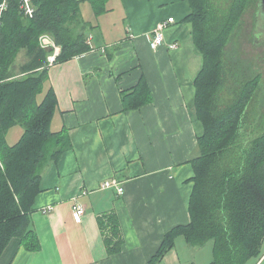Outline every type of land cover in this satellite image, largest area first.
<instances>
[{
	"label": "crops",
	"instance_id": "obj_1",
	"mask_svg": "<svg viewBox=\"0 0 264 264\" xmlns=\"http://www.w3.org/2000/svg\"><path fill=\"white\" fill-rule=\"evenodd\" d=\"M81 10L95 26L93 49L49 66L48 86L59 104L52 129H66L71 147L43 173L32 213L38 249L14 239L0 264H149L166 232L190 222L194 169L189 160L204 132L195 80L204 56L193 24L185 20L189 0H109L100 15L89 0H81ZM170 17L175 22L165 28L164 44L153 49V30ZM143 77L152 101L124 110L123 91ZM114 176L124 185L122 195L101 188ZM76 202L85 207L81 221L75 218ZM110 212L124 239L115 254L109 253L99 223ZM181 237L158 264L185 263L182 251L191 246ZM178 246H184L181 254Z\"/></svg>",
	"mask_w": 264,
	"mask_h": 264
},
{
	"label": "trees",
	"instance_id": "obj_2",
	"mask_svg": "<svg viewBox=\"0 0 264 264\" xmlns=\"http://www.w3.org/2000/svg\"><path fill=\"white\" fill-rule=\"evenodd\" d=\"M4 0H0V4ZM97 15L109 0H89ZM36 12L26 16L22 0H7L0 20V258L14 239L28 250L39 247L32 227L36 196L45 168L71 147L66 129L54 131L58 98L48 86L50 49L41 36L50 35L61 46L56 63L93 49L95 28L84 19L81 0H33ZM185 20L204 65L196 85V113L204 125L198 152L189 162L194 169L190 222L164 236L149 264H158L182 236L191 247L213 241L211 264H264V85L262 74H249L243 60L229 46L245 25L244 16L259 0H189ZM25 60L15 70L18 55ZM44 94L39 100V95ZM124 110L139 109L152 101L146 78L123 91ZM261 111H258V108ZM23 128L17 142L8 133ZM99 223L110 254L119 252L124 239L118 217L105 213Z\"/></svg>",
	"mask_w": 264,
	"mask_h": 264
},
{
	"label": "rangeland",
	"instance_id": "obj_3",
	"mask_svg": "<svg viewBox=\"0 0 264 264\" xmlns=\"http://www.w3.org/2000/svg\"><path fill=\"white\" fill-rule=\"evenodd\" d=\"M245 25L243 26L242 31L238 38H236L229 46L230 51H235V54L238 55L244 62L245 66L249 68V74H254L256 71L261 72L262 74V85H264V42L259 44H254L256 40L253 36L254 30V9L248 10L247 14L244 16ZM238 53V54H237ZM25 52L21 51L18 55L17 62L15 64V70L18 72L20 64L25 60ZM44 94L39 95V100L43 99ZM264 103V99L261 103ZM258 111H261L259 106ZM23 132V128L20 126H15L8 133V141L10 144L17 142L20 135ZM184 240L183 237L180 238ZM213 245L214 242L211 240L202 247H189V252L182 251V257L184 258L185 263L183 264H211L213 259ZM184 249V246H178L180 251ZM264 250V244H263ZM190 259H193L190 261ZM259 258L251 259L248 264H255Z\"/></svg>",
	"mask_w": 264,
	"mask_h": 264
},
{
	"label": "built area",
	"instance_id": "obj_4",
	"mask_svg": "<svg viewBox=\"0 0 264 264\" xmlns=\"http://www.w3.org/2000/svg\"><path fill=\"white\" fill-rule=\"evenodd\" d=\"M22 9L26 16L33 17L36 12V7L34 5L33 0H22ZM7 8V0H4L0 4V20L2 18L3 12ZM175 22L174 17H170L165 21L160 22L157 27L153 30L154 39L151 41L150 45L153 49H157L161 45L164 44V30L168 24ZM41 45L43 48H47L51 50V53L48 56V65L51 66L57 62V58L61 53V46L58 45L55 40L47 34L41 36ZM169 48L173 49L177 47V44H169ZM0 168H3V162L0 157ZM102 189H114L120 195L124 194V185L122 181L117 177L107 178L101 183ZM75 212V218L77 221H81L82 217L85 213V207L82 203L76 202L73 206ZM51 208H48V211Z\"/></svg>",
	"mask_w": 264,
	"mask_h": 264
},
{
	"label": "water",
	"instance_id": "obj_5",
	"mask_svg": "<svg viewBox=\"0 0 264 264\" xmlns=\"http://www.w3.org/2000/svg\"><path fill=\"white\" fill-rule=\"evenodd\" d=\"M259 9L256 14V20L253 30V36L256 42L254 44H259L264 42V0H259Z\"/></svg>",
	"mask_w": 264,
	"mask_h": 264
}]
</instances>
